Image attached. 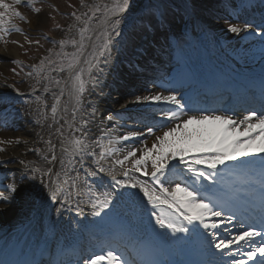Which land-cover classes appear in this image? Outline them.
<instances>
[{"label":"snow or ice","instance_id":"1","mask_svg":"<svg viewBox=\"0 0 264 264\" xmlns=\"http://www.w3.org/2000/svg\"><path fill=\"white\" fill-rule=\"evenodd\" d=\"M22 2L23 0H11V3H7L6 0H0V40H4L12 31L23 34L22 29L11 24L13 18L31 23L16 10L15 6L21 5ZM34 2L35 0H27V5L30 6ZM219 3L223 4L224 0H219ZM259 4L264 7V0H259ZM206 7L198 3V0H179L178 3L175 0H149L143 8L136 7V0H113L111 8L108 9L110 15L105 16V23L110 27L104 33L98 55L93 56L94 63L88 62L86 73L80 68V64L85 50L83 33L87 25L85 29H81L79 44L77 45L76 40L71 41L76 47V52L63 53L67 63L63 59L56 62L45 57L38 65H31L33 71L29 72V76L33 72L39 76L41 71H45V64L52 66V71H67L72 81L70 95L77 104H86L91 108V114H94L98 108L94 100H86L85 93L91 96L97 89L99 96H108L115 92L123 100V103H120V109L123 111L108 112L104 120L112 126L104 129L103 135L96 140L88 136V120H84L83 125L78 129L79 137L66 138L63 124L55 127L54 131H49L48 139L37 133L46 149L33 145L27 151L34 152L40 160L46 162V165H49L46 169L40 167L35 160H0V172L5 173L0 180V204L12 205L19 198L38 214L46 213L50 220L53 215L62 217L64 211L73 203L72 194L78 187L76 181L79 179V173L70 184L67 180L60 181V173L50 167L60 159L55 152L59 146L61 154H67L70 158L69 163L75 160L80 164L85 177L110 182L107 186L112 191L104 193L103 198L89 197L92 216L101 217L102 213L107 215L119 202L124 201L127 205L125 219L130 228L136 227L134 219L139 212L148 216L149 223L144 227L151 228L153 232H156L157 228L163 230L156 233L162 238L183 239L178 234L197 236L206 245L205 250L212 259L207 262L196 261L193 264H264V203L258 212L250 209L252 215L247 219L251 222L246 223L238 214V202L244 199L240 193H235L234 198L227 201L213 200L203 194L215 188L219 179V167L227 166L228 161L235 160L241 161L242 172L258 175L259 191L264 202V111L258 114L255 109H250L242 119L237 120L230 114L231 109L198 107L193 104L191 97L181 90L185 81L175 78L166 81V86L158 84V78H154L150 81L151 89L144 84H139L137 87L139 83L136 78L137 73H143L147 69L142 63L146 50L141 48L136 38L150 30L156 31L165 27L170 30L178 27L177 20L187 26L194 20L201 19V12ZM238 7H255L254 0H240ZM32 11L39 17L42 9L34 7ZM99 11L100 8L96 7L93 15ZM128 13L133 15L138 13V22L132 26L128 37L122 42L119 37L123 35L122 24L127 22L125 18ZM73 15L76 20L81 19L75 13ZM233 19L237 22H232ZM225 23L228 33L235 34L243 40L257 41L258 38L261 58L264 59V11L260 12L259 20L252 16L241 21L239 15L233 17V14H228ZM241 33L244 35L241 36ZM88 39L91 40V37ZM12 42L19 44L18 41ZM65 43L63 39L59 41L61 48ZM51 52L52 49H49L50 54ZM10 63L21 64L16 59H12ZM101 64L105 67H101ZM107 67H111L116 74L112 83L107 85L110 91L105 93L103 85L109 75L105 71ZM12 71L15 72L16 69L13 68ZM47 78V75L43 77L45 80ZM60 83L59 80L55 81L56 85ZM6 86L13 88L17 95H22L18 87L11 84ZM130 87L135 91H129ZM157 88L161 90H155ZM48 90L45 85L44 91ZM141 90L147 94H136ZM63 94V88L59 95L53 94L55 102L50 106L52 123L48 124L49 129L59 124L58 105ZM261 99L264 100V93ZM40 100L41 97L37 95L36 101ZM11 103L12 98L8 94H0V111L6 113ZM132 103L156 108L157 111L152 112L148 117L153 123L145 125L143 131L138 128L129 129L119 136V140L128 141L139 136H153L154 140L150 147L142 142V147H132L122 158H117L114 163L108 164L107 158L116 155L119 150L113 149L111 143L105 147L100 141L105 137L111 139V134L123 126L121 118ZM35 113L36 123L43 127L42 122L49 119L48 114L42 107H37ZM64 123L68 122L64 121ZM6 126V120L0 121V128ZM254 129L257 131H253ZM258 137L261 138L259 143H257ZM22 142L29 143L20 138L0 139V145ZM94 144L100 149L98 155L93 149ZM5 151L4 147H0V153ZM247 157L253 159H243ZM88 158L94 159L88 167H85ZM126 162H130V168L125 166ZM60 163L63 164L64 161L60 160ZM10 164L17 166L9 168ZM92 164L95 168L89 170ZM117 165L119 168L116 167ZM71 170L75 171V169ZM37 174L40 175V180H37ZM44 177H47L46 181ZM173 177L175 179H172ZM158 209H161L159 214ZM4 211V208H0V213ZM76 211L77 215L83 211L79 200L76 201ZM152 220L154 225L151 223ZM51 223L55 226L57 221L51 220ZM235 224H239V230L232 234L229 226L235 227ZM75 227L78 231L86 228L80 222H77ZM222 229L229 233L230 238L220 235ZM102 261H106V264H136L134 260L125 259L111 247L104 254L83 258V264H101ZM0 264L6 262L0 261ZM68 264H71V261ZM76 264H80V261L77 260Z\"/></svg>","mask_w":264,"mask_h":264},{"label":"bare ground","instance_id":"2","mask_svg":"<svg viewBox=\"0 0 264 264\" xmlns=\"http://www.w3.org/2000/svg\"><path fill=\"white\" fill-rule=\"evenodd\" d=\"M198 3H202L206 5V9L201 12V19H203V22L208 25L210 30H215L218 37H220L221 40L226 39H233L237 37L235 34L228 33L226 28L227 25L225 23V17L227 16L226 13L223 12L221 8L217 6V4L214 2V0H198ZM199 11V9H198ZM235 20V19H233ZM47 22V16L46 14H41L39 17L35 18L31 22V27L33 28H40L46 26ZM243 33H241L242 35ZM94 40V38L92 39ZM159 45V44H158ZM252 47V48H251ZM251 47H247V50H252L255 48H258L257 45H252ZM251 48V49H250ZM149 50H151V47L149 46ZM213 50H216L215 48L211 49H203L199 53L206 54V52L211 53ZM17 51L11 50L7 52L4 57L6 59H10L11 57H16ZM258 62V61H257ZM259 65V64H257ZM101 67H105L103 64H101ZM105 71L109 74L107 76V79L104 81V91L105 93H108L110 89L107 87L108 84L112 83L113 77L115 76V72L111 67L105 68ZM154 76H151L148 78V80L144 82H139L137 84V87H139V84H144L145 87L151 89L152 85L150 81L154 79ZM63 83H65L63 86L57 85L54 87L52 95L55 93L56 95L60 94L61 88L64 89V94L61 96L60 104L58 105V113H57V119L59 121V124L53 125V129L48 128V124H51V114L48 113L49 119L47 121H43V127H41L40 124L36 123V116L34 115L33 111H29L25 118V124L21 126V130L16 133L15 137L20 138L22 141H28V144L20 143V144H14L13 147L6 149L5 152L0 153V160L5 159H25V160H35L37 161V164L45 168L49 165H46V162L40 160L34 152L27 151L28 148L33 147L35 145L36 147H42L46 149V146L43 145L40 142V137L37 135V133H40L41 136L44 137V139H48V133L49 131H54L55 127H59L60 124H63V132L64 136L66 138H73V137H79L80 132L78 129L83 125L84 120H88L89 124L87 125V133L88 136L92 138V140L99 139L103 135L104 129L108 127V121L104 120V117L108 114V112H111L110 109L114 110H121L120 109V103H123V100L120 99L119 96L116 95V93H113L108 96H99V89L96 90V93L89 96L88 93H85L86 100H94L96 102V107L98 110L94 113H92L91 108L87 107L86 104H77L75 100L70 95L71 89H72V81L69 79V74L65 76ZM158 83V81H157ZM158 89V88H157ZM155 89V90H157ZM22 90L28 91L27 88H23ZM129 91H135L133 88H129ZM136 94H147L143 90L140 92H137ZM54 98V95H53ZM50 104H52V99L49 101ZM146 105L144 104H129L128 109L131 108H142ZM127 109V110H128ZM103 111H107L105 115H103ZM83 117V119H82ZM237 119V118H234ZM238 120V119H237ZM64 121H67L68 123H64ZM103 121V123H102ZM122 122H126L122 120ZM119 123V122H117ZM129 124L123 123L122 127H119L111 134V139L108 137H105L101 142L105 147L109 145V143L112 144V148L118 147L119 150L116 155L108 157L106 163L112 164L114 163L115 159L122 158L123 155H126L127 151L130 150L132 147L140 148L142 147V142L147 143V145L150 147L154 137L153 136H139L133 139H138L137 142H130L128 141H121L119 140V136L121 134L126 133L129 129L126 125ZM76 126L79 127L76 129ZM111 123L109 127H111ZM136 126V125H135ZM141 131L144 130V127L140 128ZM243 130L242 128L240 129ZM257 131V130H253ZM157 134H160L157 132ZM11 135H5L7 139L10 138ZM4 138V137H2ZM261 140L260 137L257 138V143H259ZM54 142L55 139H54ZM91 142V141H90ZM93 149L97 152V155L100 151L99 148L93 145ZM56 154L60 157L54 164H51L50 167H52L55 172L60 173V181L63 182L67 180L69 184L72 182L73 178L77 176V173H79V179L76 181L77 188L73 190L72 194V205L68 208V210L64 211V214L62 217H57L53 215L51 217V220H56L57 223L55 226L52 225L51 220L49 219L48 215L46 213L41 212V214H38L37 211H33L29 208L28 205L22 203V201L17 198L16 201L13 202L12 205H3L0 204V208H4L5 211L3 213H0V248H4L12 235V232H14L16 229L20 227L21 224L26 223L25 225H28L26 230L28 233H26V245H25V251L28 254L27 256V262L26 264H62V262H59L57 260V254L59 251L67 246H74L75 244L81 246L82 244L87 247L89 245L94 253L103 254V249L94 247L92 245V242H88L87 238L90 239V236H88L86 233H89V235H94V220L101 219L105 222H107L109 219L114 221L117 218L116 210L113 208V210L107 215H104L102 213L101 217H94L91 215V206L89 201V197L95 198L100 197L103 198V194L106 192H109L110 190L106 188H96L92 186H88L87 184V177H85L84 172L81 170L80 164L76 163L75 160H73L71 163H69V157L67 154H61L59 146L55 149ZM51 155V153H48ZM139 154V153H138ZM94 158H88L86 159V162H92ZM243 159H253L252 157H247ZM60 160H63L64 163L61 164ZM85 162V163H86ZM236 164L241 165V161H235ZM128 162H126L127 164ZM16 164H10L8 165L9 168L16 167ZM85 167H88L87 165H84ZM119 168V166H116ZM95 168V165L92 164V167L89 170H92ZM71 169H75V171H72ZM67 172L68 174L65 175L64 173ZM251 174L244 173L245 177H249ZM40 175L37 174V180H40ZM55 178V176H53ZM45 181L47 180V177H44ZM232 185L233 183H229ZM83 185V186H81ZM68 185H65L67 187ZM234 186V185H233ZM236 189H239V187L235 186ZM79 200L80 202V208L83 209L82 213L80 215H77L76 211V201ZM117 207V206H116ZM115 210V211H114ZM118 212V211H117ZM120 216H124V218L127 216L120 213ZM142 218V215H139V212H137L134 224L136 225L137 222ZM80 222L81 225L86 226L85 230H76V223ZM24 225V226H25ZM137 227V225H136ZM231 227V226H229ZM235 229V227H231V230ZM134 234V233H133ZM232 234H235L232 232ZM181 235V234H178ZM229 236V233L226 235ZM230 238V236H229ZM165 241H168L167 239ZM170 241V240H169ZM45 251H49V253L53 256L49 260H42L37 262V257L39 255L44 254ZM101 252V253H100ZM84 256V255H82ZM81 256L78 258L71 259L76 264V260H80ZM69 261H64L63 264H68ZM71 262V264H73Z\"/></svg>","mask_w":264,"mask_h":264},{"label":"rangeland","instance_id":"3","mask_svg":"<svg viewBox=\"0 0 264 264\" xmlns=\"http://www.w3.org/2000/svg\"><path fill=\"white\" fill-rule=\"evenodd\" d=\"M55 1H57L58 4L60 5V7H62V8H68V7H71V5L74 6L75 3L78 2V1L77 2L76 1L70 2L71 0L70 1L69 0H55ZM90 1H92V0H90ZM112 2H113V0H100V3L98 5L93 7L96 4V2H94V5L91 7L90 10H88V13H89L88 17L91 16L90 17L91 19L89 18L88 23H86L84 25V26L87 25V34L84 36L85 45L89 41L88 38L91 37V35L93 34L92 30L97 26V24H95V23L98 21H101V20H105V16L110 15V12L108 11V9L111 8ZM69 4H71V5H69ZM75 7H71V8H75ZM96 7H99L100 11L96 12L95 15H93ZM40 8L42 9V12L40 13V15L41 14H47V22H46L45 28L46 29L48 28L51 31V35L55 38L54 43L48 45L47 42L41 40L38 37V34L40 33L38 31V32H36V34H35V32L32 33L35 37H30V39L24 34H22V35L16 34V35L11 36V38L4 43L5 45L0 44L2 50L6 51V52H9L11 50H15V51H17V54H20V55L24 56L26 59H28L29 60L28 63H31L32 65L36 64V63L39 64V61L45 57H48V58L53 60V58H54L53 51H56V48H58V47L61 48V45L59 44V41L61 39H59V37H57V36H59V34H61V32L59 33L57 31V25H59V27H62L65 24V22H64L65 19L63 20V19L59 18L58 16H56L55 14H51L50 9L47 6L42 5ZM49 17H51V18H49ZM88 17H85V19L83 20L82 23H85V21L88 20L87 19ZM30 18L32 21L35 18H37V16L35 15V13L33 11L30 13ZM27 24H28V26L31 25L30 23H27ZM21 26L25 30H28L31 32V29H32L31 26L27 27V25L24 24V22L21 23ZM32 30H34V29H32ZM66 30L69 31V28H66ZM68 35H70V34H68ZM75 35L79 37L78 34H75ZM80 35H81V33H80ZM65 38L66 39L68 38L70 40V37H65ZM80 40H81V38H80ZM12 41H18L19 44H15ZM36 41H39V43H36ZM75 48L76 47H74L72 44H69V43H66V46L63 47V49H65V51L69 54L74 53L76 51ZM49 49H52L51 54L49 53ZM2 64L3 63L0 64V93H6L5 89H3L2 87L5 84H8L7 83L8 77L11 78L12 80H15V82H18L17 86H15V87H18L20 89V88L27 86L28 90L30 92H34V98H26V97L22 98V100H21L22 102H21L20 106H24V109H23L24 111L26 108H32L35 111V109L37 107H42L46 111V109L49 108V107H47L49 98L47 96V92L44 91V86L47 85L48 89H50L51 87H54L56 85L55 81L59 80V78L61 77V75L63 73H68L67 71H65V72L52 71L51 72V69L49 68L46 72V75L48 77L46 80L43 79V77H44L42 75L43 72L40 73L39 76L35 72H33V74L31 76H28V77L21 80V76H15L14 75V72L12 71V65L3 66ZM86 68H87V66L84 68V70ZM29 71L32 72L33 70L30 69ZM37 80H39V83H37ZM33 89H35V91H33ZM11 90L14 91L13 88ZM37 95H39L41 97L40 101H36ZM46 100H47V102H46ZM24 111H22L21 113H17V115L19 117H21L22 114L24 113ZM14 131L18 132L19 129L18 130H12L9 127L0 128V139L6 140L7 138L5 137V135H11L9 139H13V137H15V135H16V132H14ZM2 137H4V138H2ZM13 146H14V144L13 145H0V147H4L5 149L11 148ZM125 165L131 167L130 162H128Z\"/></svg>","mask_w":264,"mask_h":264}]
</instances>
